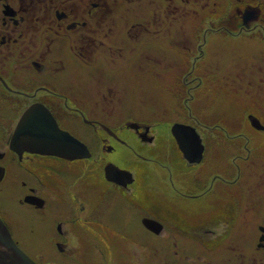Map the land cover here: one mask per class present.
Returning <instances> with one entry per match:
<instances>
[{
  "label": "flooded vegetation",
  "instance_id": "1",
  "mask_svg": "<svg viewBox=\"0 0 264 264\" xmlns=\"http://www.w3.org/2000/svg\"><path fill=\"white\" fill-rule=\"evenodd\" d=\"M110 4L0 0L1 221L20 249L15 224L40 236L34 245L72 251L81 264L87 262L81 251L98 235L117 236L134 253L121 264H264V65L225 67L220 52L206 57L203 50L208 33L264 35V5L228 17L234 30L207 22L203 42L193 41L187 52L190 65L157 70V50L151 51L153 71L146 75L140 57H151L137 44L156 19L101 17ZM116 21L124 33L113 34ZM99 47L108 58L128 48L131 68L105 71ZM128 78L140 87L154 82L156 97L166 99L160 112L156 101L159 119H125ZM175 125L182 130L173 131ZM66 136L87 156L40 152L44 139L60 148ZM129 228L157 240L155 262L142 243L129 240Z\"/></svg>",
  "mask_w": 264,
  "mask_h": 264
},
{
  "label": "rangeland",
  "instance_id": "2",
  "mask_svg": "<svg viewBox=\"0 0 264 264\" xmlns=\"http://www.w3.org/2000/svg\"><path fill=\"white\" fill-rule=\"evenodd\" d=\"M106 1H108V3H113L112 0H105L104 2ZM229 1L230 0H223L221 2L222 6L216 7V9L214 8L215 11L207 12V9L200 10L199 14L202 17H205V21H197L193 19L177 21L178 19L170 16L171 8L168 9L163 0H142L138 3V6H131L130 9H127L125 5L121 4L112 8V4H110V12L101 17H108L109 19H139L140 21L143 20L145 23L156 19V22H152L153 25L149 27L150 30L143 28L144 30L139 33L140 39L137 44L139 50H142V55L148 54L151 57V62L148 60L149 57H140V64L143 66L141 70L145 67V74L150 75V71H153L152 59H154V56H152L154 53H151V51L157 50V70H163L168 66L185 67L191 64L192 57H188L187 52L191 51L190 45L192 42L194 41L195 45H199L203 42V33L207 28L205 26L206 22L210 24L213 23L218 26L229 25L228 27L233 29V26H231L233 20H229L228 17L230 15L234 16V13L236 12H234V5H232ZM175 6L181 8L182 4L178 2ZM176 10L178 11V9ZM176 10L173 12L177 13ZM166 12H169V14ZM164 17H169V19H164ZM132 21L133 20H131V22ZM164 21L166 23H164ZM146 27H148V25ZM124 28L125 26L122 22L116 21L113 34L117 35L124 33ZM109 33L112 32L110 31ZM130 33H136V31ZM119 38L120 37H114V41L119 40ZM108 44L112 45L111 40L108 41ZM132 46H136L135 42H129L128 47L131 48ZM127 50L128 48L126 51ZM203 50L206 57H211L213 51L220 52L225 57L224 59H226L224 62L225 67L231 65L250 66L252 64L255 67L264 65V35L261 33H253L250 36L243 37L231 36L223 32L220 34L208 33L206 36V45L203 46ZM100 51H102V48L99 47L97 62H100V64L105 67L104 69L107 72H110L112 69L119 68L123 70L126 68L130 69L133 64V59L125 56L127 54L126 51L123 54L124 56L118 57L115 55L112 56V58H108L109 55L107 53H104V56L101 55ZM67 56V64L76 66L77 63ZM230 60L232 61L230 62ZM111 61H114V63H111ZM114 66H116V68ZM146 78L147 77H143V79ZM131 79L132 78H128L129 81L127 80L129 83L127 86L129 88L128 90H130V95L128 97L129 102L125 104V107L128 110V115L125 119L140 120L146 115L153 116V119H159L161 114H158V116L155 114L156 101L157 111L160 112L162 110L160 109L162 105H166V99L159 96L158 93L156 97L154 94V82L152 80L149 84H143V86L140 87L137 82H134V84L131 85ZM137 100L145 101L147 106L140 105L138 102L136 103ZM262 104L264 105V100L262 101ZM167 114L171 116L169 112ZM153 228L156 229L157 226L153 225ZM12 232L14 237L20 240L22 246L21 249L31 257L36 256L37 254H42V256L46 255V257H50L49 259H52L51 262L55 264H81L73 259L72 251L70 254L65 255L54 250L52 251V249H49L50 251L46 250V248H43L42 245H34L32 241H34L35 238L40 239V236H33L25 231L20 232L16 224L13 226ZM128 232L129 240H133L134 242L139 241L138 243H142L143 246H145L146 253L149 254L147 255L148 259H152L155 262L154 245L157 240L147 238L140 230H133L129 228ZM115 237H110L113 238V240L110 238L108 240H100L98 235L96 244L92 245V247H88L86 249L84 248V250L81 251L82 258L87 260L85 264L91 263L92 260H96V262L100 264H106L107 262L108 264L111 262L113 264H121V259L133 257L134 253L129 252L128 247L123 246L125 243L119 240L117 236ZM142 237H145V241H142ZM110 240L114 243V246L112 247L109 243Z\"/></svg>",
  "mask_w": 264,
  "mask_h": 264
},
{
  "label": "water",
  "instance_id": "3",
  "mask_svg": "<svg viewBox=\"0 0 264 264\" xmlns=\"http://www.w3.org/2000/svg\"><path fill=\"white\" fill-rule=\"evenodd\" d=\"M254 121L252 123H256ZM255 126V125H254ZM185 128V127H184ZM257 128H260L257 126ZM181 129V126H174L172 130ZM187 129V128H186ZM74 139L72 140L69 136L65 137L66 144L62 147L56 145V141L44 139V145L41 146V153L53 154L65 158H80L87 156L79 150V146L75 144ZM68 143V144H67ZM143 224L149 229L154 230L153 225H157L155 221L144 219ZM157 230V229H156ZM0 264H36L32 259H30L26 253H24L13 241L11 234L9 233L7 227L0 219Z\"/></svg>",
  "mask_w": 264,
  "mask_h": 264
},
{
  "label": "trees",
  "instance_id": "4",
  "mask_svg": "<svg viewBox=\"0 0 264 264\" xmlns=\"http://www.w3.org/2000/svg\"><path fill=\"white\" fill-rule=\"evenodd\" d=\"M104 1L105 0H97L98 4L102 8H105V6L103 5L105 3ZM112 1H113L112 8L116 7L118 4L120 5L122 2V0H112ZM182 1H183V3H182ZM222 1L223 0H188V1L187 0H163V2H165V4H166L167 8L168 9L171 8V10H170V16L171 17H174L178 20L193 19V20H197V21H199V20L205 21V20H202L205 17H202L199 14L200 10L207 9V12L215 11L214 8L216 9V7L222 6L221 5ZM106 2H108V1H106ZM178 2L180 4H182L181 8H179L178 6H175ZM229 2L232 5H234V12H236V14H237V12L238 13L242 12L244 9L247 10V8H253L254 9L255 8L254 6H256V2L259 6L264 5V0H230ZM116 3H118V4H116ZM211 3H212V5H211ZM176 9H178V11ZM175 10L177 11V13L173 12ZM258 11H260V10L258 9ZM166 13L169 14V12H166ZM229 17H233V15H230ZM164 19H169V17H164ZM212 25L215 26L216 24H212ZM205 26L208 27L207 22H206Z\"/></svg>",
  "mask_w": 264,
  "mask_h": 264
}]
</instances>
